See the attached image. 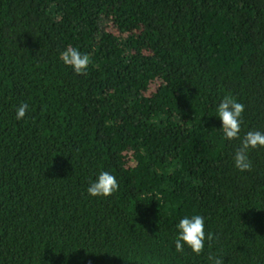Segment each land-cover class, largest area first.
<instances>
[{"label": "trees", "instance_id": "16d2710c", "mask_svg": "<svg viewBox=\"0 0 264 264\" xmlns=\"http://www.w3.org/2000/svg\"><path fill=\"white\" fill-rule=\"evenodd\" d=\"M226 95L264 133V0H0V264H264V148L235 167ZM195 214L214 239L177 252Z\"/></svg>", "mask_w": 264, "mask_h": 264}, {"label": "clouds", "instance_id": "9594fccd", "mask_svg": "<svg viewBox=\"0 0 264 264\" xmlns=\"http://www.w3.org/2000/svg\"><path fill=\"white\" fill-rule=\"evenodd\" d=\"M60 59L64 64L70 66L76 75H84L90 66L91 59L88 54L82 53L78 48L69 46L60 53ZM29 105L22 102L16 109V119H24ZM245 112V105L237 102L231 95H226L217 107L218 118L222 121L223 139L232 141L241 139L242 115ZM264 148V133L260 131H249L241 139L240 146L236 149L234 165L240 172L252 170V162L249 158L250 150ZM119 190V183L116 177L108 171H102L98 179L91 183L87 189L92 197H111ZM178 236L175 239L177 252H183L185 246L191 251L200 255L204 252L205 242L214 239L213 234L206 233L205 218L200 214L192 215L190 218L185 216L176 225ZM211 247V244H209ZM212 264H225L220 257L209 256Z\"/></svg>", "mask_w": 264, "mask_h": 264}]
</instances>
